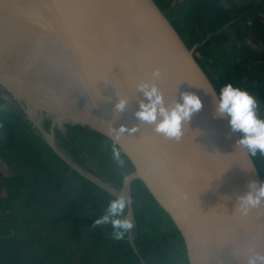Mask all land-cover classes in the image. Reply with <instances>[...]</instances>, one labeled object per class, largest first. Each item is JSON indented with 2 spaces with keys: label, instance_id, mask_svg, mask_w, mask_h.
<instances>
[{
  "label": "water",
  "instance_id": "obj_1",
  "mask_svg": "<svg viewBox=\"0 0 264 264\" xmlns=\"http://www.w3.org/2000/svg\"><path fill=\"white\" fill-rule=\"evenodd\" d=\"M194 51L154 0H0V86L51 147L75 167L57 144L56 124L107 136L134 168L120 193L80 172L131 201V223L130 189L139 179L180 233L189 264H247L264 254V205L245 214L238 197L250 182L264 181L253 157L237 147L242 134L227 118H214L218 92ZM156 69L161 78L153 81ZM146 81L169 106L184 92L201 99L179 140L137 119L147 103L137 85ZM121 98L127 107L116 112ZM38 111L52 118L50 133Z\"/></svg>",
  "mask_w": 264,
  "mask_h": 264
},
{
  "label": "trees",
  "instance_id": "obj_2",
  "mask_svg": "<svg viewBox=\"0 0 264 264\" xmlns=\"http://www.w3.org/2000/svg\"><path fill=\"white\" fill-rule=\"evenodd\" d=\"M154 1L186 47L195 49L196 60L218 94L229 83L248 91L258 100L259 115L264 118V0ZM18 105L11 93L0 86L2 154L12 155L18 162L15 168L22 165L21 170L27 164L22 158L30 162V176L36 177L30 193L32 204L53 203L59 212L65 210V225L69 227L61 230L60 235L66 233V238L60 240L63 245H37L32 238L36 235L31 234L26 237L29 243L22 249L24 252L15 254L16 249L12 250L9 241H1L0 234V264H189L180 233L139 179L133 180L130 189L131 232L128 230L117 240L110 223L96 224L109 203L117 198L78 168L120 193L134 168L112 140L80 125L56 124L57 144L73 167L51 147ZM43 115L42 126L50 133L52 118ZM253 159L264 181V156ZM19 171L17 180H25ZM36 213L39 212L27 209L21 222L34 221ZM128 213L127 205L118 218L127 219ZM29 225L33 226L32 222ZM58 235L55 230L54 236ZM73 235L91 240L79 245Z\"/></svg>",
  "mask_w": 264,
  "mask_h": 264
},
{
  "label": "clouds",
  "instance_id": "obj_3",
  "mask_svg": "<svg viewBox=\"0 0 264 264\" xmlns=\"http://www.w3.org/2000/svg\"><path fill=\"white\" fill-rule=\"evenodd\" d=\"M161 78V72H152V80ZM137 90L143 94L147 103L141 101L136 117L142 123L155 125V131L168 139L179 140L183 134L184 125L193 114L203 108L201 99L194 93L184 92L180 101L171 106L165 102L164 94L154 82H141ZM127 99L121 98L115 105L116 112H123L127 107ZM214 118H227L233 133L242 134L237 141V147L245 150L250 156H264V118L259 115V102L248 91L234 87L231 83L223 86L215 96ZM121 131H124L122 128ZM118 158L119 154L116 153ZM248 191L238 197L239 207L243 213L264 205V182L252 181ZM131 201L123 196L112 200L105 214L96 221L97 225L111 224L113 238L121 239L125 232L132 228L129 219H119L125 207ZM247 264H264V254L255 253L248 258Z\"/></svg>",
  "mask_w": 264,
  "mask_h": 264
},
{
  "label": "crops",
  "instance_id": "obj_4",
  "mask_svg": "<svg viewBox=\"0 0 264 264\" xmlns=\"http://www.w3.org/2000/svg\"><path fill=\"white\" fill-rule=\"evenodd\" d=\"M28 162H25L27 164L24 163L26 166L22 170V165L18 166L19 168H15V163H18L17 160L9 154H6L4 157L2 154V148L0 147V234H2L1 241H9L7 243H9V246H12V250L16 249L14 254L24 252L22 249L25 248V244L29 243V241L25 238L30 235L29 230L31 229L30 227H32V225H29L30 222H32V224L38 222L40 227H45L43 225L47 224L50 226L53 222L52 220L54 219L51 214L50 218L47 219L35 218L34 221L32 220L25 223L26 228H23L22 232H19L18 230L17 224L25 222H21V220L26 217L25 212L28 207L31 208L30 202L32 203L31 198L28 196L34 187L30 193L25 194L26 190H28L29 183L25 180L30 179L29 177L32 176L31 173L33 171L29 168ZM18 169L20 170L19 172L24 175L25 180H17L16 174ZM24 233L26 234L24 235ZM32 234L35 235L34 232H32ZM19 237H23V239L26 240V243L24 242L23 244H19ZM32 238L35 239L34 237ZM14 256L16 257V255Z\"/></svg>",
  "mask_w": 264,
  "mask_h": 264
},
{
  "label": "rangeland",
  "instance_id": "obj_5",
  "mask_svg": "<svg viewBox=\"0 0 264 264\" xmlns=\"http://www.w3.org/2000/svg\"><path fill=\"white\" fill-rule=\"evenodd\" d=\"M43 114L44 113L42 111H38V113L36 112V116L35 117H37V119H40L41 116H42V118H44V115ZM22 160H24L25 162H27V160H25L24 158H22ZM78 169H80L79 171H82L81 168H78ZM86 175H89V174H86ZM29 178H30L29 179L30 182L28 183V190H26V193L25 194L30 193V191L35 186L34 185V180H35L36 177H34V178L33 177H29ZM28 197L31 198L32 197L31 194H29ZM30 207L31 208L28 207V210H35V211L39 212V213H36L35 214L37 216V218H45V219H47V218H50V214H51L53 217H55V220H53V224L54 223H58V225H59V227H57L56 224L53 225L51 223L50 226H48L47 224L44 223L45 225H43V226H45V227H40V225H39L38 222L33 223V226L30 227L31 229L29 230V234L31 235L32 232L35 233L36 236L34 238L37 240V243H39L37 245H40V244H42V245H48V244H51L53 242H56V243H59L58 245L60 246V243H61L60 240L63 241V238H66V233H63L62 235H60L61 234V230L66 231L67 230L66 228L69 227V226H66L65 225V221H66L65 218H64L65 217V210H63V213L59 212V210H60L59 207L58 206H55L54 207L53 203L52 204H45V203H40L39 202V204H36L35 205V204H32L30 202ZM26 222L27 221H25V222H23L21 224H17V227H18L19 232H22L23 231L22 229L23 228H26V226H25V223ZM63 226H65L63 229H59L60 227H63ZM55 230L57 232H59L58 237L54 236ZM76 233H77V231H76ZM81 234H84V232L82 231ZM74 237H72V238L74 239ZM45 238L48 239V240H46ZM19 239H20L19 244H23L24 242L26 243V240H24L23 237H19ZM75 239H77V237H75ZM90 240H91V238H88V237H85L84 236V237L78 238L77 239V242H78L79 245L80 244L81 245H84L86 243L88 244L90 242ZM50 241H52V242H50ZM63 244L61 243V245H63ZM85 248H87V245L85 246ZM13 260L16 261V258H13Z\"/></svg>",
  "mask_w": 264,
  "mask_h": 264
},
{
  "label": "bare ground",
  "instance_id": "obj_6",
  "mask_svg": "<svg viewBox=\"0 0 264 264\" xmlns=\"http://www.w3.org/2000/svg\"><path fill=\"white\" fill-rule=\"evenodd\" d=\"M1 76H3L5 80L13 79V78L10 77V76H12L11 74H3ZM13 82L16 83L17 85H19V82L15 81L14 79H13ZM36 99L38 100L39 97H36Z\"/></svg>",
  "mask_w": 264,
  "mask_h": 264
}]
</instances>
